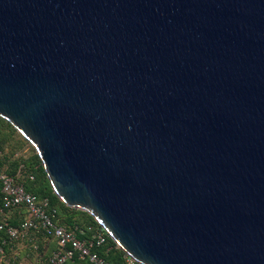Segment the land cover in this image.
Here are the masks:
<instances>
[{"label": "water", "instance_id": "95a60500", "mask_svg": "<svg viewBox=\"0 0 264 264\" xmlns=\"http://www.w3.org/2000/svg\"><path fill=\"white\" fill-rule=\"evenodd\" d=\"M0 117L139 264H264V0H0Z\"/></svg>", "mask_w": 264, "mask_h": 264}, {"label": "built area", "instance_id": "2783aa9c", "mask_svg": "<svg viewBox=\"0 0 264 264\" xmlns=\"http://www.w3.org/2000/svg\"><path fill=\"white\" fill-rule=\"evenodd\" d=\"M23 167L21 165L16 174H12L6 165L0 163V212L7 216L9 212L17 211L21 218L19 224H12L7 219L0 222V231L4 233L0 238V258L9 247L13 253L7 258L6 264H67L76 258L83 260L84 264H111L97 250L108 248L111 238L109 233L101 225L88 232L80 226L70 228L60 224L56 220L57 210L51 208L49 198L29 191L20 181ZM42 236L55 243L46 263L43 260L34 263L26 257L17 260L19 251L15 247L16 243L30 242L38 249V240ZM126 263L137 264L127 253Z\"/></svg>", "mask_w": 264, "mask_h": 264}, {"label": "trees", "instance_id": "16d2710c", "mask_svg": "<svg viewBox=\"0 0 264 264\" xmlns=\"http://www.w3.org/2000/svg\"><path fill=\"white\" fill-rule=\"evenodd\" d=\"M0 120L7 122V124L11 127L13 130L15 127L9 123L4 118L0 117ZM6 146L3 144H0V163L2 165H8V170L12 174H16L18 168L21 165H24L22 176L20 178V181L24 183L25 187L42 197H47L50 200V206L52 209L57 210V221L65 225L67 227L73 228L75 226H80L88 230L87 225H94L95 227L100 226V224L96 221V219L89 214L88 212L80 209H75L72 207L67 206L54 192L53 187L47 177V174L45 172V169L42 165V161L36 151V149H33V154L27 158L25 156L18 155L17 150L15 153L11 152L8 153L6 151ZM33 176V178H32ZM2 205L1 201V189H0V206ZM4 219H7L12 224H19L20 222V216H18L17 211L15 212H9L7 216L2 214L0 212V222ZM4 236L3 231H0V238ZM46 242V243H45ZM30 244L29 250H19L17 244H15L16 249H18V253L14 251V253H17V260H21L27 256L31 257L34 255V253H38L39 250L43 252V254L40 255L41 259L43 260V263H46L47 258L53 248V243L50 240H47L45 237H40L38 240V246L39 248L36 249L34 244L27 242V244ZM45 243V244H44ZM110 247V248H109ZM99 253L111 264H127L126 263V252H124L120 247L117 246V244L110 238L109 239V246L108 248H98L97 249ZM45 251V252H44ZM13 253V251L7 247L5 254L0 258V264H6L7 258ZM32 262V261H31ZM35 263L36 260H33ZM67 264H84L83 260L75 259V261H71ZM139 264V263H137Z\"/></svg>", "mask_w": 264, "mask_h": 264}, {"label": "rangeland", "instance_id": "374dc122", "mask_svg": "<svg viewBox=\"0 0 264 264\" xmlns=\"http://www.w3.org/2000/svg\"><path fill=\"white\" fill-rule=\"evenodd\" d=\"M0 144H4L6 146V151L8 153L11 154V152L15 153L17 150H20L17 154L27 158L33 154V149H35L34 146L19 131L11 129L7 122L2 120H0ZM7 166L9 167V164ZM94 227L95 226L91 224L87 225V228L89 229ZM17 246L19 250H29L30 248V244H27V242H18ZM41 254H43V252L39 250L38 253H34L32 258L27 256L26 259L32 262L33 260H42L40 257Z\"/></svg>", "mask_w": 264, "mask_h": 264}, {"label": "crops", "instance_id": "0c3cea01", "mask_svg": "<svg viewBox=\"0 0 264 264\" xmlns=\"http://www.w3.org/2000/svg\"><path fill=\"white\" fill-rule=\"evenodd\" d=\"M52 243H53V248H54L55 243L53 241H52Z\"/></svg>", "mask_w": 264, "mask_h": 264}]
</instances>
